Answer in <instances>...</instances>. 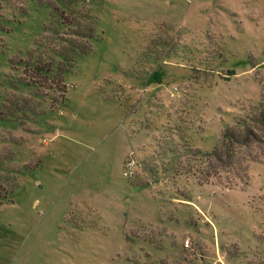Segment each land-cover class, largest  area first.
<instances>
[{
	"label": "rangeland",
	"instance_id": "374dc122",
	"mask_svg": "<svg viewBox=\"0 0 264 264\" xmlns=\"http://www.w3.org/2000/svg\"><path fill=\"white\" fill-rule=\"evenodd\" d=\"M53 1L0 0V264H264V161L198 171L264 103V0H62L71 64Z\"/></svg>",
	"mask_w": 264,
	"mask_h": 264
},
{
	"label": "trees",
	"instance_id": "16d2710c",
	"mask_svg": "<svg viewBox=\"0 0 264 264\" xmlns=\"http://www.w3.org/2000/svg\"><path fill=\"white\" fill-rule=\"evenodd\" d=\"M55 1L63 8L60 9ZM51 10L53 15L60 17L62 26L71 30L68 34L71 38L65 40L68 47L58 53L60 59L71 64L75 57L91 53V41L95 37L92 17L69 9L68 3L62 0H54ZM202 157L204 161L198 171L203 183L216 179L227 189L248 186L250 165L264 161V103L251 107L246 117L226 127L214 150Z\"/></svg>",
	"mask_w": 264,
	"mask_h": 264
}]
</instances>
